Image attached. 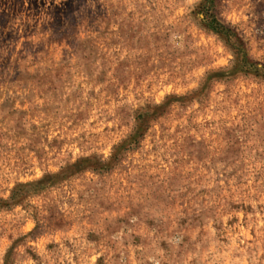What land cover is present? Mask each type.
<instances>
[{
  "label": "rangeland",
  "instance_id": "374dc122",
  "mask_svg": "<svg viewBox=\"0 0 264 264\" xmlns=\"http://www.w3.org/2000/svg\"><path fill=\"white\" fill-rule=\"evenodd\" d=\"M0 264H264V0H0Z\"/></svg>",
  "mask_w": 264,
  "mask_h": 264
},
{
  "label": "trees",
  "instance_id": "16d2710c",
  "mask_svg": "<svg viewBox=\"0 0 264 264\" xmlns=\"http://www.w3.org/2000/svg\"><path fill=\"white\" fill-rule=\"evenodd\" d=\"M208 26H209V28H211L216 33H222L223 29H225L216 20H214V21L212 20V22H210V24ZM220 27H223V28L220 30Z\"/></svg>",
  "mask_w": 264,
  "mask_h": 264
}]
</instances>
